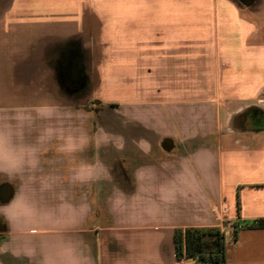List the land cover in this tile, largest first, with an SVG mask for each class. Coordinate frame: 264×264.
Wrapping results in <instances>:
<instances>
[{"label":"crops","instance_id":"0c3cea01","mask_svg":"<svg viewBox=\"0 0 264 264\" xmlns=\"http://www.w3.org/2000/svg\"><path fill=\"white\" fill-rule=\"evenodd\" d=\"M44 102L123 137L99 157L126 190L152 162L141 140L153 159L199 150L208 161L199 194L159 222L121 223L104 206L110 185H97L79 229L96 264L127 256L130 235L178 264L173 232L187 226L222 228L226 264H264V227L231 226L264 219V0H0V118ZM13 191L0 177V203Z\"/></svg>","mask_w":264,"mask_h":264},{"label":"clouds","instance_id":"9594fccd","mask_svg":"<svg viewBox=\"0 0 264 264\" xmlns=\"http://www.w3.org/2000/svg\"><path fill=\"white\" fill-rule=\"evenodd\" d=\"M72 108L44 102L12 108L0 118V177L14 185L11 198L0 203V264L4 257L27 264H96L79 229L92 217L93 190L101 183L110 185L106 211L127 225L162 221L172 205L199 194L208 162L199 150L153 159L150 148L140 147L148 143L143 140L137 149L152 162L132 169L130 190L121 187L99 151L123 149V137L75 119ZM89 150L94 154L85 158ZM125 247L128 255L117 264H158L157 254L142 249L135 235Z\"/></svg>","mask_w":264,"mask_h":264},{"label":"trees","instance_id":"16d2710c","mask_svg":"<svg viewBox=\"0 0 264 264\" xmlns=\"http://www.w3.org/2000/svg\"><path fill=\"white\" fill-rule=\"evenodd\" d=\"M234 236L240 228L264 227V219L232 223ZM174 254L177 260L186 258L195 264H226L224 232L217 226H187L173 232Z\"/></svg>","mask_w":264,"mask_h":264},{"label":"built area","instance_id":"2783aa9c","mask_svg":"<svg viewBox=\"0 0 264 264\" xmlns=\"http://www.w3.org/2000/svg\"><path fill=\"white\" fill-rule=\"evenodd\" d=\"M232 226V225H231ZM233 227V226H232ZM220 228V227H219ZM222 231L223 229L220 228ZM224 232V231H223ZM179 263L178 264H195V262L193 260H188L186 258H181L180 260H178Z\"/></svg>","mask_w":264,"mask_h":264}]
</instances>
